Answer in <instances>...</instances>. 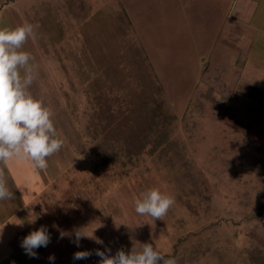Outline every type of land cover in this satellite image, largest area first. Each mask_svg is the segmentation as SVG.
I'll return each mask as SVG.
<instances>
[{
	"label": "rangeland",
	"instance_id": "obj_1",
	"mask_svg": "<svg viewBox=\"0 0 264 264\" xmlns=\"http://www.w3.org/2000/svg\"><path fill=\"white\" fill-rule=\"evenodd\" d=\"M261 3L0 0V28L34 26L23 46L36 66L29 90L51 108L63 141L45 169L30 159L0 162L4 176L24 168L26 187L15 217L0 201V264H100L97 249L115 255L119 249L139 250L143 243H152L161 255L177 249L174 257L181 264H251L252 253L264 264ZM255 20L261 23L253 28ZM132 41L145 48L163 86L158 102L177 116L170 134L185 146L191 172L166 167L148 148L131 162L106 160L96 151L100 139L88 133L96 96L108 92L106 68ZM129 143L142 149L139 136ZM153 187L175 198L162 220L134 210L135 200ZM28 188L38 194L30 196L27 214ZM41 226L47 227L50 243L31 258L21 242ZM77 231L89 236L79 247L73 242ZM61 232L67 235L60 238ZM77 251L92 255L74 260Z\"/></svg>",
	"mask_w": 264,
	"mask_h": 264
},
{
	"label": "clouds",
	"instance_id": "obj_2",
	"mask_svg": "<svg viewBox=\"0 0 264 264\" xmlns=\"http://www.w3.org/2000/svg\"><path fill=\"white\" fill-rule=\"evenodd\" d=\"M34 26L24 22L14 28H0V162L12 158L30 159L39 169L48 167V161L57 154L63 141L59 138L53 112L42 100L36 99L30 92V87L36 79L34 57L23 50L30 37L34 36ZM15 198V193L9 189L0 170V201ZM175 204V198L163 194L158 188H150L140 194L135 200V212L149 216L154 220H162ZM35 222V219L32 220ZM67 233L61 232L60 238ZM81 231L75 233L73 241L79 247ZM89 237V236H87ZM50 234L46 226L31 231L26 235L21 247L31 258H38L36 249L47 247ZM97 243H103L97 240ZM110 249L96 250L100 264H177L175 258H165L154 249L152 243H143L139 250L134 247L126 253L123 249L110 255ZM90 251H77L74 260L88 259ZM54 261V256L48 257Z\"/></svg>",
	"mask_w": 264,
	"mask_h": 264
},
{
	"label": "trees",
	"instance_id": "obj_3",
	"mask_svg": "<svg viewBox=\"0 0 264 264\" xmlns=\"http://www.w3.org/2000/svg\"><path fill=\"white\" fill-rule=\"evenodd\" d=\"M122 14L130 26L131 20L127 12L123 11ZM106 69L105 75L110 80L108 92L103 90L97 94L94 120L88 126V133L92 134L91 137L100 139L99 147L96 148L97 153L105 155L106 160H113V162L116 159L131 162L148 148L149 153L155 155L156 160L163 162L166 167L177 170V173L181 174L191 172L192 164L185 146H181V143L171 138V126L177 116L165 111L158 102L157 97L163 93V86L156 79L145 48L138 42L132 41L127 46L124 55L109 64ZM110 72L114 76L111 77ZM138 136L139 147L142 149L133 148L129 143L130 139H137ZM160 138H165V140L160 141ZM142 140L144 145L141 144ZM18 172L21 174H17ZM18 172L10 174L7 171L4 176V179L9 176L8 186L12 187L9 189L15 193L14 199L4 201L9 204L7 207L12 210L13 217L19 214L17 213L18 206L25 202L22 203L20 191H26V187H23L24 183L21 182L24 168ZM183 176L184 179L188 177L187 174ZM28 189L29 211L27 214L31 212L32 199H35L38 194L36 190ZM175 252L166 253L163 256L175 258ZM251 257H253L250 258L251 264L263 263L259 255L252 253ZM176 261L177 264L182 263V261L179 263L178 259Z\"/></svg>",
	"mask_w": 264,
	"mask_h": 264
},
{
	"label": "crops",
	"instance_id": "obj_4",
	"mask_svg": "<svg viewBox=\"0 0 264 264\" xmlns=\"http://www.w3.org/2000/svg\"><path fill=\"white\" fill-rule=\"evenodd\" d=\"M237 1H239V0H236V3H237ZM246 1H248V3H249V2H251V1H253V2L255 1V2H256L257 0H246ZM259 1H262L261 4H263L262 7L264 8V0H259ZM261 4H260V5H261ZM259 17H264V9H263V13L260 14ZM260 23H261V21H259V20L256 21V20H255L254 23H252L251 25H252V27L254 28L255 26H257V25L260 24Z\"/></svg>",
	"mask_w": 264,
	"mask_h": 264
}]
</instances>
